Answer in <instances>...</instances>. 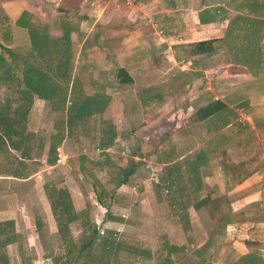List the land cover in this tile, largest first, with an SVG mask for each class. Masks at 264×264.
Here are the masks:
<instances>
[{"label":"rangeland","instance_id":"rangeland-1","mask_svg":"<svg viewBox=\"0 0 264 264\" xmlns=\"http://www.w3.org/2000/svg\"><path fill=\"white\" fill-rule=\"evenodd\" d=\"M123 1H73L81 9L75 12L80 35L73 34L71 41L76 68L70 69V80L64 75H53L54 81L42 84L29 75L25 79L47 104L36 101L25 124L34 157L17 165L14 152L7 147L0 152V176L16 168L34 173L28 185L24 183L30 180L0 179V264H241L250 259L264 264L262 105L246 108L241 103L237 109L233 106L235 110L229 108L232 122L227 127H221L216 117L197 119L198 107L231 86L228 77L222 78L226 60L221 53L208 63L203 57L204 64L191 71L186 62L192 53L190 43L181 41L184 36H173L170 44L163 39L158 2L134 0L127 4L125 19V9L118 7L126 6ZM116 23L135 32L129 55L124 49L113 50L127 36L122 30L112 32L111 25ZM78 37L83 48L76 44ZM21 39L15 43L23 50ZM255 51L239 52L246 60L250 53L259 57ZM132 61L138 62L132 71L135 82L117 83V69ZM261 65L251 69L264 70ZM17 74L24 80V71ZM72 82L81 96H99V113L89 115L86 108L80 112L83 122L71 136L66 130L58 147L69 155L67 162L52 166L46 163V148L60 123L56 110L70 105ZM6 94L0 85V111L6 99L10 111L18 106L16 96ZM239 111L247 112L248 118L243 112L238 115ZM257 116L258 132L250 129ZM73 121L67 117L66 125ZM82 123L88 135L79 134ZM108 127L115 138L111 145L101 147L103 130ZM199 151L206 158L199 167L202 186L195 193L181 189L189 194V205L182 210L178 188L191 183L188 163ZM167 152L176 164L171 177L178 179L170 187L157 188L169 171L163 160ZM17 154L20 157L21 151ZM250 160L251 168L257 162L255 185L231 180L227 166ZM124 175L128 180L122 183ZM46 184L54 186V194L58 189L67 192L72 211L78 214L75 219L67 221L63 208L53 206ZM206 195L209 200L194 208L193 202ZM230 224L235 227L228 228Z\"/></svg>","mask_w":264,"mask_h":264},{"label":"crops","instance_id":"crops-1","mask_svg":"<svg viewBox=\"0 0 264 264\" xmlns=\"http://www.w3.org/2000/svg\"><path fill=\"white\" fill-rule=\"evenodd\" d=\"M73 1L76 2V0H0V44L4 46V49L2 51L0 50L3 54L1 52L0 54L5 59L6 63L5 65L3 64L0 66V85L5 87L7 92L5 95L6 97L11 95H14L15 97V91H20L24 88L23 85H25V79L27 76H24L23 80L22 76L20 77L17 74V71H24V67L28 64L37 66V63H39L37 62L39 61V58H35L38 59L35 61L34 58L25 59V56H23L31 48L30 38L26 27L28 22L38 25L49 37H60L63 33L69 31L71 36L70 40L74 41L73 34L76 33L78 36L80 35V33H78V28L80 26L79 22L76 21L77 14H75V12L80 11L81 5H77ZM118 1L120 0H116V2ZM133 1L134 0H126V6L124 5V7L117 5L119 8L125 9L126 16H123L125 19H127V9H129V5L127 6V4H130ZM143 1L158 2L157 6H159V8L157 9V13H159L161 18L160 26L165 31L163 33L165 38L163 39L168 44L173 43L170 41H174L176 36H184V39L181 41L185 44L204 39L217 40L215 42V53L209 55L191 54V58H188L186 62L187 67L190 68L191 71H194L198 68L197 66L204 64L203 57L207 59L208 63L209 60H213L215 55L222 54L223 59L226 60V68H224L223 71L225 74H223L224 76L222 75V78L228 77L231 86L225 92L216 96L215 99L220 98L223 100L231 111L232 109L235 110L234 107L236 109L239 108V104L241 105V103H243L246 108L247 106L255 108V106L262 105L264 110V70L260 69L253 71V69H251L252 67L261 65V62L263 64L260 67L264 66V58L258 59L264 57V0H142L140 3L144 4ZM122 2L124 1L122 0ZM23 12H26V16L22 21L26 25H17L15 22ZM58 13L60 14L59 16H57ZM82 16L84 17V14ZM56 24L58 25L54 27ZM111 26L113 33L116 34L118 30H122V33L127 34L126 37L123 36V38L119 39L120 43L115 45L116 47L113 50H116L115 52H117V48L120 50L124 49L123 51H125V53L128 52L126 55H129V53L132 52V48L130 47L133 45L131 36L134 35L135 32L130 30L131 28L128 26L124 27L120 23ZM20 36L22 37L21 41L25 42V45H21L22 48H24L23 50L15 43ZM166 36L170 37L166 38ZM76 44L79 45L80 48H83V44H80V37L76 38ZM250 50L254 52L257 50L259 57L257 53H250L249 58L245 60V57L239 52ZM234 51L237 52L236 54L234 53L235 55L233 54ZM165 52L167 53L166 50ZM13 58L14 60H12ZM136 62L132 61L125 67L120 66V68L122 67L125 69L132 77L133 83L135 82V79L132 71L135 68L134 63ZM7 67H10V69L8 68V71ZM73 67L76 68L75 64ZM234 67L237 68L232 69ZM204 70L206 71L207 69ZM28 75L30 78H38L37 75L32 73H29ZM47 78H49L48 80H54L53 76H47ZM47 78L43 77L42 81H46ZM11 86H13V88H11ZM18 86H20L19 89ZM233 86L236 87V91H231ZM34 92L31 91L33 105L28 114L35 109L36 101H44L43 98H40ZM235 97H239V99L234 101L233 98ZM227 100L232 101L228 102ZM45 103L47 104L46 101H44V104ZM50 111L53 112L52 109ZM242 112L244 113L245 119H247L248 116L246 117L247 112L245 111H239L238 115ZM262 113V115H264V111ZM259 119V116H257L252 120L250 126L251 130L259 131ZM240 120L242 121L243 119L239 118V121ZM27 130L28 129L25 127V131ZM8 150L14 152V157L20 159L17 150L11 148ZM42 154L43 153H41V156ZM33 155L31 149V158L34 157ZM255 158L256 156H254L252 160L256 161ZM26 160L24 159L23 161L25 162ZM252 160L248 162L250 163ZM55 164L56 162L52 166ZM255 164L252 165V173L243 179L240 185L244 186L247 183L249 186L255 185L256 177L258 178L259 175L258 171H254L256 170V168L254 169L256 166ZM31 172L25 168L23 171V173L27 174L25 178L14 177L5 173L0 176V179L32 181L34 173L31 175ZM7 183L9 184L10 181H7ZM192 226L195 228L191 221V227ZM230 226L235 227L234 224H230L228 225V228ZM116 228L117 227L112 228L113 234H116Z\"/></svg>","mask_w":264,"mask_h":264},{"label":"trees","instance_id":"trees-1","mask_svg":"<svg viewBox=\"0 0 264 264\" xmlns=\"http://www.w3.org/2000/svg\"><path fill=\"white\" fill-rule=\"evenodd\" d=\"M26 16V12H23L21 16L16 20L17 25H26L23 23L22 20H24ZM27 31L30 38V50L26 53L25 59L28 58H34L35 61L39 58V63H37V66H32V64H28L26 67H24V74L28 76L29 73L35 74L38 76L37 82L44 83V80L42 81L43 77L47 78V76H53V75H64V78L67 80L69 79L68 74L71 71L70 69L73 68V62H72V43L70 40V34L69 31L62 34L60 37H49L46 33L40 29L38 25H34L32 23H27ZM216 39H204V40H198L194 41L189 44V51L192 54H212L216 51L215 42ZM5 65V59L0 54V66ZM8 68L7 67V71ZM47 75V76H46ZM119 84H133L132 77L123 70V68L118 69L117 75ZM49 79V78H47ZM70 80V79H69ZM54 81V80H52ZM65 81V80H64ZM58 83V82H57ZM31 83L28 81H25V85H23L24 88H20V91L16 92V98L18 101V106L15 107L11 111L9 110L10 106L8 104L9 99H6V105L5 108L0 111V152L3 151L6 147L7 149L11 148L17 151H21L20 159L17 160L16 164L19 165L22 163L24 159H30L31 158V143L28 141V134H24L25 131V124L27 121L28 113L33 105V98L31 95V91H35L36 86L33 84L32 87L30 86ZM33 88V90L30 88ZM20 86H18L19 89ZM28 88V89H27ZM72 94L69 97L70 105L67 107L66 110L63 109H57V111H60V123L57 126V131L55 134L51 136V142L47 148V156H46V163L49 165H53L56 160V150L61 144L64 134L67 130V135H72L73 132H75L74 128L81 122L79 116L80 112L86 108L87 113L89 115L94 113H99V105H100V99L98 95H94L91 98L86 97L85 95L81 96L78 94L79 88H77V84L75 82H72ZM34 92V93H35ZM97 94V93H96ZM80 95V96H78ZM65 98V97H64ZM63 98V99H64ZM7 109V110H6ZM229 109L228 105L221 99H209V101L196 109L195 115L197 119H209L212 117H216V121H220V126L224 127L232 122V117L227 110ZM71 119V121L74 119L71 125H66V118ZM216 123V122H215ZM84 124L82 123L81 126ZM224 125V126H223ZM81 128L79 134L81 136L88 135L87 127ZM159 137V136H158ZM115 138V133L113 132L112 128L108 127L107 129L103 130V136L99 143V146L106 147L112 144L113 139ZM9 146V148H8ZM6 149V150H7ZM163 160L165 162L164 168L168 171L165 176L161 178V181L158 182L155 187L159 188L162 185L164 186H172L174 181L178 178H173L172 176V170L175 168L176 164H173V158H171L170 152H167L165 156L163 157ZM206 161V158L204 156V153L202 151H199L196 156L192 159L191 162L188 163L189 170L191 172L190 176H188V179L191 180V183H189L187 186L182 185L181 188H178V191L182 188L189 189L192 193L199 189L202 186L203 178L204 176H201L199 167L203 162ZM251 162H238L237 164H229L228 167V174L231 177V180L235 182H241L243 179H245L248 175L252 173V168L250 167ZM18 167V166H17ZM177 167V166H176ZM256 167H254L255 169ZM10 171L11 169H7L8 175H12L14 177L19 178H25L27 174L22 172H19V170ZM255 171V170H254ZM132 171H130L131 173ZM128 173V174H130ZM127 174V175H128ZM124 175V179L122 180L124 182H127L128 176ZM195 176L196 180V187L191 188L190 184H192L195 180H193ZM193 177V178H192ZM31 181L28 183L25 182L24 184L28 185ZM178 183V182H177ZM189 187V188H188ZM45 189L47 190V195L49 197V200L53 206L56 204H59L63 210L65 215H67V221H71L75 219V216L78 215L77 212L72 211V208L70 206V202L68 200V194L63 189H58L55 193V188L51 184H46ZM182 195V201H179L182 204V210H185L189 205V194L186 192L181 191ZM208 195H206L204 198L197 200L193 202V207L196 209L200 208V205L208 201ZM71 219V220H70ZM77 219V217H76ZM117 221H124L121 218H118ZM37 226L40 224L37 222ZM95 233V231H94ZM248 243V242H247ZM246 261V262H245ZM241 264H256V262L252 259L245 260Z\"/></svg>","mask_w":264,"mask_h":264},{"label":"built area","instance_id":"built-area-1","mask_svg":"<svg viewBox=\"0 0 264 264\" xmlns=\"http://www.w3.org/2000/svg\"><path fill=\"white\" fill-rule=\"evenodd\" d=\"M97 150H100L97 148ZM69 158V155H67L65 152L60 150V148H57L56 151V163L58 164H65Z\"/></svg>","mask_w":264,"mask_h":264}]
</instances>
